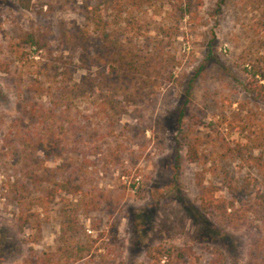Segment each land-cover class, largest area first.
<instances>
[{"label": "rangeland", "instance_id": "1", "mask_svg": "<svg viewBox=\"0 0 264 264\" xmlns=\"http://www.w3.org/2000/svg\"><path fill=\"white\" fill-rule=\"evenodd\" d=\"M33 1L26 11L0 0V264H45L46 254L58 264H151L146 253L158 244L182 250L192 264H264V173L235 153L256 141L251 153L264 160V87L251 90L264 86L257 74L264 71V4L128 5L125 15L141 27L110 22L111 29L132 39L135 54L156 56L149 80L129 86L125 112L97 108L92 92L29 120L17 108L39 61L27 32L49 30L59 51L61 28H87L88 61L81 66L78 50L64 51L76 81L97 70L92 57L102 51L89 10L97 0ZM100 9L109 21L110 9ZM38 103L53 106L46 93ZM61 125L69 132L59 134ZM24 133L60 139L61 155L30 149ZM185 133L200 136L199 162L187 160ZM197 173L204 186L218 187L217 197L240 200V221L200 209ZM58 182L79 189L55 190ZM65 209L73 213L69 224Z\"/></svg>", "mask_w": 264, "mask_h": 264}, {"label": "trees", "instance_id": "2", "mask_svg": "<svg viewBox=\"0 0 264 264\" xmlns=\"http://www.w3.org/2000/svg\"><path fill=\"white\" fill-rule=\"evenodd\" d=\"M157 1L160 0H97V6L89 8L91 19L95 23L94 28L98 31L96 34V38L99 41L98 46L102 51H94L92 57L95 63L100 64L97 65L99 66L97 70L91 75H83L80 81L75 80L76 68L73 66V61L67 59L64 51L67 49L78 50V60L81 66L87 62L86 49L92 39V33L87 28L80 26L68 30L61 28L56 37L59 51H55L51 45V37L53 36L49 30L27 32L25 36L28 48L32 55L39 57V61L37 62L38 65L35 66L36 77L30 83L31 85L26 86L23 84L20 87L23 97L17 99V108L21 113L26 114L29 120H35L41 114L49 117L50 114L54 116L56 113H60L61 109L58 107L63 106L65 109V105H68L69 100L74 99L76 96L96 92L99 98V103L96 105L97 108L113 110L115 115L124 113L126 106L132 100V96L129 95L130 92L128 91L130 90L129 86H133L132 83L136 79L140 82L149 80L155 71L156 55L154 53H145L140 56L135 54L130 48L132 39L116 35L117 32L111 29L112 25L110 22L115 25L124 23L127 26L129 24L131 30L139 29L141 27V25H138L139 21L136 19L131 20L130 17L125 15L132 13V10L128 9L127 6H141L143 3L150 5ZM255 1L264 4V0ZM16 3L22 10L34 11L33 0H16ZM101 7L110 9L112 16L109 21L101 17ZM160 32L164 33L166 29L160 28ZM257 74L260 75L261 80H264V71H258ZM255 80L256 82L258 81L257 79ZM263 87V84H252L251 90L260 93ZM135 92H137V89ZM45 93L50 97L53 104L50 110H46L44 105L38 103V99ZM183 110L184 107L180 116L183 115ZM58 130L59 134H65L70 129L68 125H61ZM181 130L182 127H179V131ZM49 134H52V132L50 131ZM23 135L25 136V143L31 146L29 148L32 150H42L46 154L57 156L62 153L63 148L57 142L60 139L50 138L47 140L38 136L37 133L31 135L24 133ZM184 136L188 138L186 145L187 160L192 163L199 162L198 147L200 145V136L191 133H185ZM258 146L259 144L255 141L250 145L246 154H244V151L247 149L244 148L237 149L235 153L237 158L255 166L260 172L264 173V160L260 155L251 153L252 148H257ZM175 160V167L178 168V159ZM195 180L200 187L199 206L202 211H214L228 222H238L243 218V214L237 206L240 200L235 201L217 197L218 187L216 185L204 186L203 175L200 173L196 174ZM67 188L76 191L79 189V185H73L69 182H58L55 190H65ZM228 190L231 192L230 186H228ZM70 214H73L72 211L68 213L66 209L63 212V215L68 219L67 223H70ZM70 226H72V223ZM63 232H66V228L63 229ZM146 256L152 262L151 264H192V261H189L188 254L182 250L179 251L171 245L158 244L150 247ZM66 259H70V257L67 256ZM42 261L45 264H58L59 262L50 254H46ZM161 261L163 262L161 263ZM22 264H36V262L25 261Z\"/></svg>", "mask_w": 264, "mask_h": 264}]
</instances>
